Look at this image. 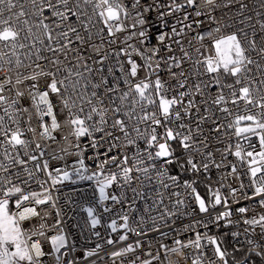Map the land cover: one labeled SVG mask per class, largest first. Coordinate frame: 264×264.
<instances>
[{
  "label": "built area",
  "instance_id": "2783aa9c",
  "mask_svg": "<svg viewBox=\"0 0 264 264\" xmlns=\"http://www.w3.org/2000/svg\"><path fill=\"white\" fill-rule=\"evenodd\" d=\"M21 2L23 3L24 0ZM133 2L134 0H119V3L126 6L129 12L126 19L121 14V20L125 25L124 31L116 32L114 30V34L109 35L103 22L93 15L89 25L91 40L81 46L79 42L75 41V37L70 35L74 43L70 45L72 51L67 54L56 53L54 55L52 52L42 50L41 54L47 59L36 61V48L43 49V46L37 44L36 48L17 49L16 55L11 57V64L7 63L8 56H4L3 61H0V85L4 86L0 95L7 97L9 101L13 99L17 101L10 109L17 123L11 124L7 116H5V121L12 128H16L18 125L24 133L22 138L29 141L26 149H17L19 157L26 161L25 165L13 164L9 167L8 172L0 169V178L11 179L12 184L21 187L24 194L37 192L42 194L41 198H44V195L51 197L46 203L40 205H36L30 198L23 201L21 207L17 208L16 200L20 194H14L8 198L9 204L13 205L10 214H15V218L19 220V212L24 207L36 209L37 215L29 216L27 219L19 221V224L29 245L39 242L41 246L44 255L39 258L37 264H143L145 260H150L151 264H170V261L173 264H193V259L199 252H203L202 264H210V262L234 264L228 261L233 256V251L225 250L224 259L221 260L214 253L215 245L211 244L208 239L213 237L222 246V236L225 235L238 249L264 253V230L259 225H248L244 222L254 217L258 219L264 215V205L260 204V201L264 200V195H255V185L252 184L247 164L241 166L239 159L234 155L235 145L238 142L246 149L248 142L243 138L236 137L232 130L226 128H221L219 133L212 131L216 124L211 121L201 122L202 131L196 135L198 110L199 114H203V106L200 105V100L203 97H195L198 110L194 108L192 117L185 116L183 120L185 125L193 129L194 149L198 148L199 151L185 150L179 140L169 142L173 157L166 159H174V162L165 165V167L169 176H176L178 179L175 184L166 180L172 186L165 190L155 180L144 181L142 186L141 179H136L137 176L142 178V174L135 171L132 173L131 183L126 184L123 181L122 173L110 160L113 156L122 158L127 155L129 157L128 166H132L133 157L139 153L145 160L144 166H146L148 163L145 153L147 145L142 139H137L134 145L125 146L123 134L118 129L111 128V119L105 126V132H93L92 136L84 135L79 139L72 136L69 110L63 106L60 94L52 93L48 88L51 77L36 75L41 71L56 72V78L60 80L68 75L66 69H71L74 65H78L79 70L84 71V61L76 60L75 51L77 48L83 47L87 49L84 53L85 57H91L87 63L93 69H103L102 72L94 71L91 74L90 79L93 81L99 82L100 77L104 76L108 80L109 87L119 80L120 88L127 90L123 83L120 67L122 65L125 72L130 70L131 65L128 63L130 56L139 66L138 75L133 78V83L146 78L154 82L159 76L169 89L167 94L172 96L185 89L179 88V80L171 76L167 64L161 62L160 68H156V63L161 57H175L176 60H181L185 72H193L194 61L203 60L204 56L214 54L212 47L214 36L237 32L241 28L251 36L253 27H255L258 46H264V39H262L264 33L260 32L258 23V21H264V8L261 7L264 0H242L244 4L248 5L243 10L240 9V3L237 0H214L213 4L206 3V0H195L193 5H188L187 0H140L139 7L132 8ZM26 8L30 9L31 5L27 4ZM145 8H148V11H145ZM18 10L19 5L14 11ZM87 12L92 15L90 6L87 8ZM197 12L201 14L196 15ZM257 12L260 13L259 16L256 15ZM138 13L145 20V24L143 26L136 24L135 27H132L136 19L140 18ZM44 16L49 18L45 20V23H51L54 19L49 10H45ZM247 17H251V20ZM23 19H28L29 25L34 26L39 22L40 17L30 14ZM72 22L78 28L80 35L86 37L87 33L83 26L75 23V17L72 18ZM20 26L25 27L22 24ZM173 28L176 30L175 33ZM217 28L220 29L219 32L215 31ZM33 31L40 33L41 30L33 27ZM57 31H61V29H57ZM140 31H146V37H140L138 35ZM24 34L22 32V35ZM161 35L165 37L163 42L159 40ZM129 36L131 39H128ZM198 36H203L204 39L199 40ZM176 41L180 43L178 44ZM22 42L31 45L33 41L29 39ZM45 43L47 44L46 40ZM92 45L96 47H92ZM167 46H170L171 51ZM182 48L188 52V58L184 57ZM197 48H200V53H197ZM153 49H158V53L154 55ZM29 51L33 53L31 59L27 57ZM4 52H10V50L0 47V54ZM141 53L151 57V75H149V69ZM250 55L254 59H259L255 52ZM17 56L22 61L19 66L16 64ZM105 56L107 58L103 59L102 63H94ZM55 59H59L60 63H51ZM250 67H252V74L258 76L255 67ZM110 68L111 73L109 72ZM180 70L173 67L171 71L179 73ZM33 75H36L35 80L25 79V77ZM210 75L215 74L203 75L197 79L207 82ZM17 79L22 82L17 83ZM221 79L225 83L234 82V78L228 76H222ZM9 80L11 83H7ZM192 83L193 78L189 77L188 85L190 86ZM33 85L35 87H32ZM91 90L89 88V92ZM45 91L49 93L48 100L52 105V114L43 115L41 118V113L47 111L46 106L40 102V94ZM210 91L214 95L217 89L213 86ZM17 92L23 93V95L17 96ZM99 95L104 99L105 106H110L109 96L103 88L99 90ZM72 99L76 101L75 106L71 108L72 114L84 118L90 111V106L77 99L75 95L72 96ZM93 103L96 102L93 101ZM81 105L84 108L83 112L79 110ZM227 106L230 109L233 108L231 104ZM5 107L7 104L0 105V115H5L3 111ZM149 110L156 111V109ZM180 110L183 111L182 106ZM212 111L213 118H219L217 124L226 123L223 113L217 111L215 107ZM255 111L253 109V112ZM53 116L59 125L55 129L52 128ZM111 116L112 114L109 113V117ZM98 120L99 116L94 114L93 120H86L85 123L91 126ZM228 120H231V117H228ZM42 124L48 127L49 135L41 134L43 132ZM170 126L176 128L175 124ZM140 127L143 130L145 125L141 124ZM30 129L34 131H30ZM128 130L134 138L136 133L132 127L130 126ZM178 130L186 132L187 129ZM157 131L162 134L164 129L158 128ZM106 132H112V136L106 135ZM65 137L68 138L65 139ZM113 137H120V139L114 140ZM205 137H207L206 140ZM251 143L255 146L256 151L260 150L258 137H251ZM37 144L40 145L39 149L36 148ZM114 144H119L120 147H112L111 145ZM151 151L154 153L156 149L153 148ZM42 152L43 155H41ZM208 152L212 153L211 158L204 155ZM16 154V152L12 153L13 156ZM29 155H35L37 159L30 160ZM189 157L197 163L198 170H191V166L187 164ZM81 159L84 161L87 171L80 169L79 161ZM106 159L109 160V163L105 165L102 170L103 174L100 175L101 169L98 165ZM0 162L5 165L9 164L3 155L2 148H0ZM45 162L48 164L47 169H44ZM205 163L208 164L207 170L203 168ZM155 164L159 169L164 164V160H157ZM216 165L220 166L216 167ZM232 165L236 166L235 173L232 172ZM24 168L32 173L31 178ZM56 169L62 170L59 174L61 178L63 171L69 172L71 178L53 184L52 178L57 176ZM77 170L80 172L79 175ZM109 173H117L119 179L106 189L109 198L101 200L98 181L103 180L104 176ZM81 175L93 176V179H81ZM151 175L155 177V171H152ZM200 179L203 181V187L208 191L206 196H203L197 188ZM26 180L27 183L24 182ZM185 182L190 187H185ZM7 187H11V185H0V199L5 198L2 189ZM45 189L48 190L46 194L44 193ZM157 190L164 193L162 204L159 202L160 197L157 195ZM173 192L179 193V199L183 200L182 204H175L177 197L171 195ZM197 194L204 200L207 211H200L199 202L195 199ZM216 194L220 196V204L215 203ZM112 195L117 196L118 201L112 200L110 198ZM165 208L175 215H167ZM240 208H246L247 211L240 213L238 211ZM88 209H92V216L89 215ZM225 212L230 215L221 216V213ZM125 215L128 216V228L123 227ZM93 217L99 220L95 226L92 225ZM218 217L219 219H217ZM113 221L116 222L115 231L111 226ZM154 227L158 230H153ZM197 233L202 237L201 249L186 247L182 249L183 255H177L170 251L174 247H179L175 243L176 240L187 244L189 240H195ZM57 235L65 237V246L60 248L59 252L54 250L51 241V237ZM123 235H126L127 239L121 240L120 237ZM109 240L112 243H108ZM250 241L251 243H249ZM137 242H139V246H137ZM256 244L261 247H255ZM129 245L132 246L133 251L125 252L121 256L112 255L113 252H119ZM162 245L166 247H162ZM90 252L93 254L88 255ZM157 256L158 258H156Z\"/></svg>",
  "mask_w": 264,
  "mask_h": 264
},
{
  "label": "snow or ice",
  "instance_id": "6c2138e0",
  "mask_svg": "<svg viewBox=\"0 0 264 264\" xmlns=\"http://www.w3.org/2000/svg\"><path fill=\"white\" fill-rule=\"evenodd\" d=\"M240 3V9L243 10L248 7L244 4L242 0H237ZM188 5H193L195 0H187ZM206 3L213 4L214 0H206ZM30 4L31 8H26V5ZM19 5V10L14 11ZM140 5V0H134L132 8H137ZM91 7L92 15H89L87 8ZM150 7V6H149ZM264 8V3L261 4ZM179 8V6H177ZM45 10L51 12V17L54 19L51 23H45L48 17L44 16ZM148 11V8L144 9ZM40 17L37 24L29 25L28 19H23L29 15ZM121 14L126 19L129 15L127 7L119 3V0H0V47L4 49H9L10 52H4L0 54V61H3L4 56H8L7 63L11 64L13 55H16L17 49L36 48L39 44L43 46V49L36 48L35 57L36 61L47 59L41 52L42 50H47L52 52L54 55L56 53H69L72 51L70 45L74 41L70 38L75 37V41L79 42L81 46L85 45L88 40H91V32L89 31V25L92 21V16H97L105 25L108 30L109 35L116 32L124 31L125 25L121 20ZM197 12L196 15H200ZM140 18L136 19L132 27L136 24L143 26L145 20L138 13ZM260 15L259 12L256 14ZM75 17V23H79L83 26L87 36H81L78 28L74 26L72 18ZM251 20V17H247ZM259 29L261 33H264V21H258ZM25 27H21L20 25ZM33 27L41 30L40 33L33 31ZM61 29V31H57ZM219 32L220 29L215 30ZM22 32L25 34L22 35ZM173 32L176 30L173 28ZM178 34V33H177ZM136 35V33H133ZM140 37H146V31H140L138 33ZM257 31L253 27L251 36L243 28L239 29L237 32H232L226 35H220L218 37H213L212 55L204 56L203 60H196L193 63V72H185L182 68L181 60H176L175 57H161L156 63V68L159 69L161 62L168 65V71L173 78L179 80V88L185 89L184 91H179L176 95L169 96L167 93L169 89L166 87L165 82L157 76L155 81H151L146 78L144 80H139L135 83L132 82L133 78L138 75V65L129 56L128 63L131 65L130 70L125 72L123 66L121 65L120 71L122 74L123 83L127 90H123L119 86V80H117L111 87L108 86V80L106 77L101 76L99 82H95L90 79L91 74L94 71L102 72L103 69H93L87 60L91 57H85L84 53L87 51L86 48L80 47L76 51V60L84 61L83 67L84 71H80L78 65H74L71 69H66L68 75L64 79L58 80L56 78V72H43L37 73L36 75L50 76L51 80L48 84V88L52 93L60 94L63 106L69 110L71 119L70 124L72 125L71 135L79 139L81 136L88 135L92 136L93 132H105V126L108 125L109 119H111V128L118 129L124 137L125 146L136 144L137 139H142L147 148L145 153L147 156V165H145V160L141 154H136L133 157V165L128 166L129 157L124 155L122 158L113 156L110 158L111 162L114 163L122 173L123 181L126 184H130L133 177L132 173H141V176H137L136 179H141V185L143 186L144 181L152 182L155 180L163 189L167 190L172 185L166 182L170 180L173 184L176 183L178 177L169 176L167 174V169L165 165L172 164L174 159H166L173 157V152L169 142L174 140H179L180 145L185 150H193L195 141L193 140V129L188 127L183 123L184 117H192V110L195 108L198 110L196 96L203 97L200 100V105L203 106V114H199L198 110V120L196 123L195 134L199 135L202 131L200 124L201 122L211 121L216 124V127L212 131L219 133L221 128H226L232 130L233 135L238 138H243L248 142L247 149L244 148L239 142L235 145L234 155L239 159L241 166L245 163L247 164V170L252 178V184L255 185V195H264V46H258ZM32 39V44L28 45L22 41H27ZM131 39V36L128 37ZM165 39L164 35L159 37L160 42ZM197 39L203 40V36H198ZM264 39V36H262ZM47 41V44L45 43ZM143 43V41H141ZM176 43H180L176 41ZM92 47H96L92 45ZM131 47V46H129ZM169 51H171L170 46H167ZM184 51V49H181ZM126 51V50H122ZM158 49H153V54L158 53ZM197 53H200V48L196 49ZM255 52L259 59H254L250 53ZM33 53L29 51L27 53L28 59H31ZM146 66L149 69V75L152 74V64L151 57L144 56ZM203 55V54H201ZM184 57L188 58L189 54L184 51ZM67 59V55L65 57ZM101 60L94 61V63H102ZM171 61V63H169ZM22 61L17 56L16 64L21 65ZM51 63L59 64V59L52 60ZM254 66L256 72L259 74H252V67ZM39 67V64H37ZM181 69L179 73L172 72V68ZM59 71V69H57ZM111 68L109 72L111 73ZM87 73V75H86ZM210 75L209 80L206 82L202 79H197L203 75ZM36 75L31 77H25V79H36ZM228 76L234 78L233 83H225L221 77ZM75 77V79H73ZM193 78V83L189 86L188 79ZM17 83H21L20 79H17ZM11 83V81H7ZM217 89L216 93L213 95L210 89L212 87ZM32 87H35L33 85ZM91 88V92H89ZM103 88L104 91L109 96L110 106H105V101L99 95V90ZM63 89V91H62ZM4 90V86L0 85V92ZM17 96H22L23 93L17 92ZM75 95L77 99L81 100L90 106V111L84 118L79 115L72 114L71 108L75 106L76 101L72 99ZM49 93L47 91L40 94V102L43 103L47 111L41 113V118L43 115L52 114V105L48 100ZM34 98V97H33ZM71 101V105H70ZM95 101L96 103H93ZM119 101V103H117ZM17 103L15 99L9 101L7 97L0 95V105L7 104V107L3 109L5 115H0V148L3 149V155L9 164L5 165L0 162V169L4 172L9 171V167L13 164L25 165L26 161L19 157L18 148H27L29 141L23 139V131L20 130L17 125L16 128H12L8 122L5 121V116L8 117V121L11 124H16L17 121L13 118L10 109L14 107ZM233 105V108H229L227 105ZM242 105V108H241ZM181 106L183 111H181ZM224 114V119L226 123L217 124V119L213 118V108ZM149 109H156V111H150ZM253 109L256 111L253 112ZM80 112L84 111L83 105L80 107ZM18 111V110H17ZM26 111V109H25ZM109 113L112 114L109 117ZM99 116L98 122L91 126L86 125V120H93V115ZM231 117V120H228ZM145 125L142 130L140 125ZM172 124L176 125L173 128ZM136 133L133 138L129 132V127ZM43 128L42 135H49L48 127L44 124L41 125ZM59 127L55 117L53 116L52 128L55 129ZM163 128V133H158L157 129ZM178 129H187L186 132H181ZM30 131H34L30 129ZM106 135L112 136V132H106ZM258 137L259 140V151H256L255 146L251 143V137ZM68 137H65L67 139ZM114 140H119L120 137H113ZM207 137H205V140ZM163 141V142H161ZM95 146V144H93ZM112 147H120L119 144L111 145ZM36 148L39 149L40 145L37 144ZM155 148L156 151L153 153L151 149ZM231 148V146H230ZM199 151L198 148L194 149ZM13 152L17 154L12 155ZM27 155V152L25 153ZM43 155V152L41 153ZM207 157L211 158L212 153H205ZM29 159L35 161L37 157L35 155H29ZM164 160V164L161 165L159 169L156 168L155 161ZM109 160L102 161L98 167L101 169L100 175L103 174L102 170ZM80 169H87L84 166V161L81 159L79 161ZM187 164L191 166V170H198V165L193 161L191 157L188 158ZM220 165H216L219 167ZM39 168V165H37ZM183 167V165H181ZM48 168L47 162L44 163V169ZM205 170L208 169V164H203ZM236 166L232 165V172H236ZM25 172H28L27 168H24ZM57 173L56 177L52 178V183L57 184L62 182V180H69L71 174L67 171H63L62 178L60 177L61 169L55 170ZM155 171V177L151 175V172ZM77 174L80 172L77 170ZM95 175V174H94ZM29 178H31L32 173L28 172ZM51 176V173H49ZM81 179L91 180L93 176H80ZM119 179L117 173H109V175L104 176L103 180L98 181L99 193L101 200L108 199L109 196L106 193V189L113 183L117 182ZM27 183V180L24 181ZM9 184L11 187L2 189L4 199H0V264H37L39 258L44 255L41 251V246L39 242H33L29 245L28 240L24 238L25 234L20 227L19 221L27 219L29 216L37 215L36 209L34 207H24L22 211L19 212V220L15 218V214H10L8 211L9 197L14 194H20L19 198L16 200V207L20 208L23 201H27L30 198L34 201L36 205L46 203L51 197L49 195H44L41 198V193L32 192L29 194H24L21 187L12 184L11 179L5 177L0 178V185ZM185 187H190L187 182H185ZM47 189L44 193H47ZM136 192L135 189H133ZM193 191H195L193 189ZM235 192V190H233ZM139 195V193H137ZM157 195L160 197L159 202L163 203V192L157 190ZM171 195L176 196V205L183 203V200L179 199V193L173 192ZM114 201H118V197L112 195L110 197ZM195 199L199 202V208L201 212L207 211L204 200L196 195ZM215 203L220 204V196L216 194ZM261 205H264V200L260 201ZM240 213H245L246 208L238 209ZM89 215L92 216V209H88ZM165 213L169 216L175 215L167 211L165 208ZM230 213H221V216H228ZM163 218V217H162ZM219 219V217L217 218ZM125 221L123 227L128 228V216L123 217ZM248 225H259L262 230H264V215H261L258 219L252 218L250 220L244 221ZM99 223V220L93 217L92 225L95 226ZM113 231L116 230V222H112ZM135 231L134 229H132ZM153 230H158L154 227ZM43 235V233H40ZM167 235V234H163ZM30 239V237H29ZM121 240L127 239L126 235L120 237ZM210 243L215 245L214 253L221 259H224L225 253L221 250L216 239L213 237L208 238ZM202 237L199 233L196 234L195 240H189L187 244L180 240H176L175 243L179 247H174L170 251L177 253V255H183L182 249L186 247H192L195 249H201ZM51 241L54 250L59 252L60 248L65 246V237L62 235H57L51 237ZM108 243H112L111 240ZM251 243V241L249 242ZM139 246V242H137ZM162 247H166L163 246ZM255 247H261L256 244ZM14 248V250H10ZM131 245L127 248L119 251L113 252V256H121L125 252L133 251ZM93 253H88L92 255ZM150 255V254H149ZM257 256L264 259V253L257 252ZM203 252H199L198 255L193 259V264H202ZM158 258V256L156 257ZM143 264H151L150 260L143 261ZM170 264L173 262L170 261ZM214 264V262H210Z\"/></svg>",
  "mask_w": 264,
  "mask_h": 264
},
{
  "label": "trees",
  "instance_id": "16d2710c",
  "mask_svg": "<svg viewBox=\"0 0 264 264\" xmlns=\"http://www.w3.org/2000/svg\"><path fill=\"white\" fill-rule=\"evenodd\" d=\"M202 184H203V181H202V179H200L199 183L197 184V188L199 189L200 193L203 196H206V195H208V191H207L206 188L203 187ZM12 206H13L12 204H8V207L10 209V212L12 211L11 210L12 209ZM222 242H223L222 243V247H223L224 250H227V248L232 247L234 245V244H232V242H230V240L228 239V236L227 235L222 236ZM237 252H238L237 258L235 256V253H233V256L228 259V261L230 263L236 264L237 261L240 262V263L241 262H244V261L250 259V257H251L252 254L256 255V253L257 252H260V251L247 252L245 250V251H237ZM261 253H263V252H261ZM256 257L259 260V262H263L264 263V259H262L260 256H257V255H256Z\"/></svg>",
  "mask_w": 264,
  "mask_h": 264
},
{
  "label": "rangeland",
  "instance_id": "374dc122",
  "mask_svg": "<svg viewBox=\"0 0 264 264\" xmlns=\"http://www.w3.org/2000/svg\"><path fill=\"white\" fill-rule=\"evenodd\" d=\"M8 211H9V213H11L9 207H8ZM219 246H220L221 250L224 251V253H225V250L222 248V246L220 244H219ZM10 250H14V248H10ZM227 250L228 251H233V253H235L236 258H237V255H238L237 251H245V250H242V249H238V247L236 245H233L232 247L227 248ZM236 264H264V263L263 262H259V260L257 259L256 255L252 254L250 259H248V260H246L244 262H241V263L237 261Z\"/></svg>",
  "mask_w": 264,
  "mask_h": 264
}]
</instances>
